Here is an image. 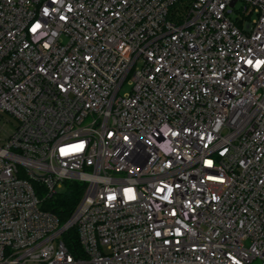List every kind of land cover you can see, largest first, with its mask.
<instances>
[{
  "label": "built area",
  "instance_id": "2783aa9c",
  "mask_svg": "<svg viewBox=\"0 0 264 264\" xmlns=\"http://www.w3.org/2000/svg\"><path fill=\"white\" fill-rule=\"evenodd\" d=\"M258 260L264 0H0V264Z\"/></svg>",
  "mask_w": 264,
  "mask_h": 264
},
{
  "label": "trees",
  "instance_id": "16d2710c",
  "mask_svg": "<svg viewBox=\"0 0 264 264\" xmlns=\"http://www.w3.org/2000/svg\"><path fill=\"white\" fill-rule=\"evenodd\" d=\"M65 186L66 189L63 192L58 193L47 202L48 209L55 213L61 222H65L69 218L84 190L83 184L78 181H66ZM72 234L74 237L76 236L74 232ZM68 245L72 251L77 252L76 249L79 248L77 239L72 243L68 242Z\"/></svg>",
  "mask_w": 264,
  "mask_h": 264
},
{
  "label": "rangeland",
  "instance_id": "374dc122",
  "mask_svg": "<svg viewBox=\"0 0 264 264\" xmlns=\"http://www.w3.org/2000/svg\"><path fill=\"white\" fill-rule=\"evenodd\" d=\"M254 17L255 15H252L251 19H253ZM129 87L130 86L128 84H125V86L122 88V93L128 91L130 89ZM6 127L8 130L12 129L14 127V122L7 123ZM62 189H66V187L64 186ZM259 263H260L259 260L255 262V264H259Z\"/></svg>",
  "mask_w": 264,
  "mask_h": 264
},
{
  "label": "water",
  "instance_id": "95a60500",
  "mask_svg": "<svg viewBox=\"0 0 264 264\" xmlns=\"http://www.w3.org/2000/svg\"><path fill=\"white\" fill-rule=\"evenodd\" d=\"M233 4H234V1H233Z\"/></svg>",
  "mask_w": 264,
  "mask_h": 264
}]
</instances>
